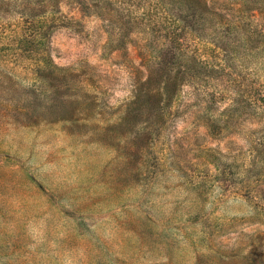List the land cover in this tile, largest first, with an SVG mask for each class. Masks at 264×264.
I'll use <instances>...</instances> for the list:
<instances>
[{"label": "rangeland", "instance_id": "obj_1", "mask_svg": "<svg viewBox=\"0 0 264 264\" xmlns=\"http://www.w3.org/2000/svg\"><path fill=\"white\" fill-rule=\"evenodd\" d=\"M58 1L0 0V264H264L243 120L211 130L203 118L235 97L234 113L259 127L264 59L223 82L230 97L219 105L190 92L159 109L135 98L145 77L136 41L112 49L111 36L139 30L132 3ZM226 1L251 32L264 26V0ZM43 25L45 44L15 47ZM36 59L51 65L37 83L27 70Z\"/></svg>", "mask_w": 264, "mask_h": 264}, {"label": "trees", "instance_id": "obj_2", "mask_svg": "<svg viewBox=\"0 0 264 264\" xmlns=\"http://www.w3.org/2000/svg\"><path fill=\"white\" fill-rule=\"evenodd\" d=\"M82 11L89 7L87 0H74ZM91 4L97 9H106L107 4L126 12V5L132 3L133 8L127 9L128 16L139 30L123 31L118 37L110 40L117 41L112 49L126 48L133 44L139 48L141 57L140 69L145 71V77L140 79L135 88V98L141 96L154 97L159 109L176 103L182 94H197L207 96L204 102L221 104L231 91V87L223 86L224 81L233 83L243 79L237 73L238 68L246 70L250 59H264V26L251 32L245 23L236 18V9L232 2L226 0H92ZM62 0L58 1L60 4ZM34 26V21L30 20ZM251 28V27H249ZM28 30L20 32L16 48L23 50L27 44L42 42L45 44L49 35L42 34L43 30ZM42 34L41 36H39ZM135 35V36H134ZM4 49V48H2ZM24 50H27L24 48ZM29 48L28 51H32ZM1 52V49H0ZM38 60L27 67L37 74L35 82H42L41 68L51 66ZM42 65V66H41ZM53 66V65H52ZM57 68V67H52ZM25 70V72L27 71ZM15 72L19 77L23 74ZM33 75V74H26ZM27 83L29 79L27 78ZM213 85V88H211ZM223 86V87H222ZM184 87H188L187 90ZM192 90V91H191ZM256 95L251 92L247 100L252 110ZM203 100V99H202ZM231 103L222 110L219 116L215 111L207 110L204 123L208 129H215L216 120L242 119L244 125L239 131L246 130L248 155L246 158V181H250L251 195L256 200V206L264 201L261 198V180L264 174V115L260 117L259 127L245 125L249 115L235 114L239 106L238 98H230ZM260 100H264V97ZM136 102V101H135ZM248 106V104L242 100ZM153 105V101L149 99ZM155 104V101H154ZM204 106L200 111H205ZM234 113V116H233ZM220 117V118H217ZM256 129V130H255ZM244 181H241L243 183Z\"/></svg>", "mask_w": 264, "mask_h": 264}]
</instances>
